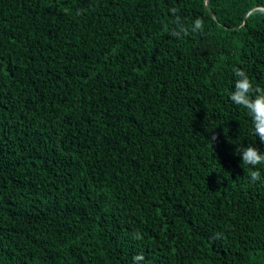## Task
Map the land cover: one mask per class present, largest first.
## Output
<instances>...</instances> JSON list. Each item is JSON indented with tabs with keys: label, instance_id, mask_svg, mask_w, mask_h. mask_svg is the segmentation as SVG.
<instances>
[{
	"label": "trees",
	"instance_id": "1",
	"mask_svg": "<svg viewBox=\"0 0 264 264\" xmlns=\"http://www.w3.org/2000/svg\"><path fill=\"white\" fill-rule=\"evenodd\" d=\"M235 68L264 0H0V264H264Z\"/></svg>",
	"mask_w": 264,
	"mask_h": 264
},
{
	"label": "clouds",
	"instance_id": "2",
	"mask_svg": "<svg viewBox=\"0 0 264 264\" xmlns=\"http://www.w3.org/2000/svg\"><path fill=\"white\" fill-rule=\"evenodd\" d=\"M201 26V21H196V27ZM234 75L237 77L235 82V91L230 93V100L238 107L244 109L251 118L253 133L264 143V89L253 86L246 72L240 68L233 69ZM216 137L213 135L209 138L210 142ZM242 162L244 165L251 166L253 169L258 165H264V153L249 145L241 148ZM251 180L260 179V172L257 170L250 171ZM137 239L140 237L137 236ZM135 260H142V256H137Z\"/></svg>",
	"mask_w": 264,
	"mask_h": 264
},
{
	"label": "water",
	"instance_id": "3",
	"mask_svg": "<svg viewBox=\"0 0 264 264\" xmlns=\"http://www.w3.org/2000/svg\"><path fill=\"white\" fill-rule=\"evenodd\" d=\"M206 5H207V3H206ZM213 15V14H212ZM213 17H214V15H213Z\"/></svg>",
	"mask_w": 264,
	"mask_h": 264
}]
</instances>
